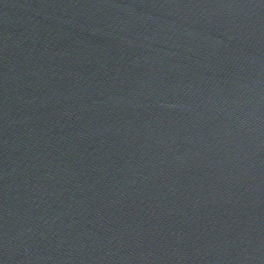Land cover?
Wrapping results in <instances>:
<instances>
[{
    "label": "water",
    "instance_id": "1",
    "mask_svg": "<svg viewBox=\"0 0 264 264\" xmlns=\"http://www.w3.org/2000/svg\"><path fill=\"white\" fill-rule=\"evenodd\" d=\"M215 65L264 87V0H109Z\"/></svg>",
    "mask_w": 264,
    "mask_h": 264
}]
</instances>
